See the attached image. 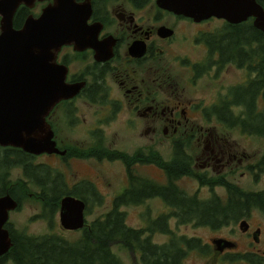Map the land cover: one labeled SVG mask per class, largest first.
Returning a JSON list of instances; mask_svg holds the SVG:
<instances>
[{"label":"trees","instance_id":"1","mask_svg":"<svg viewBox=\"0 0 264 264\" xmlns=\"http://www.w3.org/2000/svg\"><path fill=\"white\" fill-rule=\"evenodd\" d=\"M257 1L264 7V0ZM204 44L207 48L206 56L194 66L197 67L199 77L216 64L218 69L232 64L247 74L246 80L229 86L226 93H218L214 102L202 107L205 112L204 119L209 121V116L212 115L216 124L222 126V134L235 129L242 134L258 137L263 143L262 153L247 168L255 169L252 170L255 175L264 173V32L252 24L251 18L232 25L224 21L216 31L206 33ZM233 87L238 92V98L230 95ZM201 131L200 128L197 129V135L201 138L208 134ZM190 141L189 136H175L168 160L157 152L153 153L155 151L152 152V147L149 148L146 157L149 163L155 164L164 172L166 182L163 184L134 173L132 165L140 156V151L131 155L117 151L114 156L112 151L103 148L105 157L110 160L121 159L127 167V186L113 199L111 209L91 221H85L78 231L79 235L72 240L56 232L29 235L8 226L12 245L0 256V264L7 261L13 264H124L113 251L115 245L136 253V258L129 264H183L190 251H196L204 257H215L219 254L218 251L200 237L177 234L170 227L169 220L173 217L178 224L190 222L210 230H219L238 221L239 228L240 221L249 218L251 213L258 211L264 214V190L243 189L224 174H210L195 169L193 156L187 152ZM14 154L18 161L10 160L14 156L12 151L6 152L3 161L0 157V167L3 170V173L0 170V195L8 192L21 205V200L29 196L26 192L31 190L26 183L37 185L38 190L30 191V196L41 205L40 217L49 224L58 210L61 196L72 194L86 199L83 193L66 188L63 175L57 169L51 171L50 177L51 168L46 164L35 166L29 162L30 156L24 152H21V156ZM17 164L28 181L14 182L8 179L9 167ZM48 168L49 175L38 173L41 169ZM183 177L195 180L200 186L205 185L211 194L204 198L196 193L187 195L177 184ZM216 187L223 189L224 195L215 193ZM95 196L98 200L101 199L99 193H95ZM151 198L161 199L171 211L158 214L147 226L128 225L121 207L140 205ZM154 233L169 235V240L162 244L154 243L151 239ZM243 258L251 264H264V257L249 254V251L233 253L231 262Z\"/></svg>","mask_w":264,"mask_h":264},{"label":"flooded vegetation","instance_id":"2","mask_svg":"<svg viewBox=\"0 0 264 264\" xmlns=\"http://www.w3.org/2000/svg\"><path fill=\"white\" fill-rule=\"evenodd\" d=\"M53 2L54 0H23L14 12L13 28L18 30L27 19L39 17L43 9ZM72 2L80 16V29L75 33L78 39L68 40L54 50L53 60L64 67L65 81L68 84H80L81 87L74 95L56 102L46 116V122L53 133L55 147L63 153L32 154L18 147L0 145V157L3 161L6 152L12 151L14 156L10 159L14 161H18L14 153L21 156V152L29 155L30 159L46 157L45 159L56 162L58 159L65 165L76 160L93 163L117 161L125 170L126 184L121 187L123 192L127 186L126 164L121 159H108L103 155L102 149L112 151L114 156H116L115 152H124V150L111 146V143L106 145V125L116 120L121 122V130L132 131L138 125L137 119H141L144 133L152 135L159 133L161 136H166L169 132L172 135L197 134L196 113L200 107L205 115L204 109L199 101L185 100L181 94L175 93L169 84L171 72L165 76L166 78L162 77L165 75L162 69L165 70L166 65L163 57L170 53L175 64L184 65L188 73L183 78V83L192 85L199 77L197 67L194 68V66L203 61L206 53L202 58L192 59L187 50L188 46L196 48L200 44L207 50L204 44L206 30L203 25L211 23L212 20L223 19L211 17L198 22L160 6L157 0H72ZM81 20H84L82 29ZM215 69H218L217 64L200 76L211 75V71ZM82 98L93 107L90 123L84 122L81 114L77 113L75 103ZM193 113H195L194 117ZM77 125L83 127V140L72 142L60 138L63 136L59 135L73 130ZM150 147L154 149L152 145L138 146L134 152L140 151V156L132 167L135 163L137 165L153 164L149 163L146 157ZM217 154L213 149L210 151L202 149L197 157H193L194 168L209 173L212 167L211 162ZM199 157L200 161H198ZM222 157L216 160H225ZM241 160L232 154L229 161L226 160L223 164L226 167L227 162ZM46 165L51 168L50 177H52L53 169L59 171L56 166L48 163ZM15 166L18 164L12 167ZM0 170L3 173L1 167ZM62 170L68 178L67 171ZM210 174L215 173L210 172ZM64 183L69 191H77L84 184H89L94 189L91 191L93 194L99 193L96 190L95 181L87 177L77 178L73 182L68 178ZM7 193L4 192L0 196ZM65 195L72 194L63 196ZM14 199L18 202L16 198ZM83 201L86 203L85 216L89 202ZM19 207L18 202L15 209ZM8 224L9 218L5 225L7 229ZM248 230L242 233H247ZM256 230H259V233L261 231L259 227L252 230L250 233L252 239ZM259 233H257V239H259ZM224 239L234 242L228 238ZM233 248L224 249L227 251L223 259L227 263H234L231 262L233 254L228 252ZM256 256L264 257L258 253ZM245 258L237 261L251 264Z\"/></svg>","mask_w":264,"mask_h":264},{"label":"rangeland","instance_id":"3","mask_svg":"<svg viewBox=\"0 0 264 264\" xmlns=\"http://www.w3.org/2000/svg\"><path fill=\"white\" fill-rule=\"evenodd\" d=\"M223 23V20H212L211 23L204 24L203 27L206 30V33H210L220 28ZM188 48L189 49L187 50L189 51L192 59L202 58L206 52L200 44L197 45L196 48H190L189 46ZM54 50L55 49L51 50L52 53ZM170 55L171 54L169 53L166 57H163V61L166 65L165 70L162 69V72L165 74L162 77L166 78L165 76L169 75L171 72L169 76L171 81L169 84L170 87L174 89L175 93L181 94L182 98L185 100L199 101L202 107L214 102L218 93H226L229 86L239 84L246 80L245 76L247 74L243 69L237 68L232 64H227L221 66L220 69L211 71V75L206 74L198 77L192 85H184L183 78L187 76L188 71L184 68V65L180 66L175 64L172 56ZM231 89V97L238 98V92L235 90V87ZM75 104L77 107V113L79 115L81 114L84 122L90 123L92 121L91 111L93 110V107L86 103L83 98L78 99ZM192 116L194 117L195 113H193ZM137 122V127L132 131H127L125 129L121 130V122H116V120L106 125V145L111 143V146L122 149L130 155L138 149L139 145H152L154 146L152 152L155 151L153 153L157 152L158 155L162 156L165 160H168L172 153V141L175 136H189L191 141L187 152L193 157H197L202 149H208V151L213 149L214 153H218L217 158L223 156L222 158L225 159L219 161L213 159L212 162L210 161L212 164V167L210 168L211 173L218 174V171H220V174H224L226 178L234 181L243 189L264 190V173L255 175L252 173V170L255 169L247 168V165L249 166V164L254 163L262 153L263 143L258 137L242 134L235 129L226 131L225 134H222L220 132V130L223 129L222 126L220 124H216L215 118L212 115L209 116V121L204 119V115L200 107L196 113L195 124L197 126L195 125V127H198L197 129L200 128L203 132L208 133L207 135H203L202 138L195 133L172 135L169 132L166 136H161L159 133L152 135L151 133L148 134L143 132L141 119H137ZM59 136H63L60 138L68 139L72 142L81 141L84 137L83 127L77 125V127L75 126L73 130L66 131L64 134ZM232 154H235L237 157H242L241 163L230 161L229 163L227 162L228 167H225L223 162H226V160L229 161V157H232ZM45 158L46 157L30 159L29 162L33 165L48 163L52 166H56L59 169V172L62 173L65 182L68 178L71 182H73L77 178L82 177H87L95 181L96 190L99 192L101 197L100 200H98L95 194L91 192L92 190L89 184H84L77 190V192L83 193L89 202L85 212V221L87 222L107 212L112 207L113 199L121 193V187L126 184L125 170L122 164L117 161L93 163L76 160L72 161L69 165H65L58 159L56 162ZM197 163L199 164L201 162ZM235 163H237V165ZM62 169L67 171L68 178ZM133 171L136 175L150 178L157 183H165L166 180L164 172L153 164L137 165L135 163ZM39 172L43 175L45 173L49 175L47 169H41L38 173ZM75 173L76 175H74ZM57 178L59 179V177ZM8 179L14 182L16 180L28 181V178L24 175L20 166L9 167ZM26 184L30 185L31 192H36L39 188L31 182ZM177 184L180 189L186 192L187 195H194L196 193L199 197L204 198L211 194L209 188L205 187V185L200 186L198 182L189 177L181 178L177 181ZM30 191L26 192V195L29 196L21 200L22 203L20 207L10 212L8 226L29 235H41L56 232L69 240H72L79 235L78 231L80 229L64 230L61 228L58 211L55 212L50 224L45 219L41 218V205L31 198ZM214 192L219 195H224V190L220 187H216ZM121 210L125 212L127 224L132 227L147 226L149 225L150 220L156 218L158 214L164 211H171V209L164 205L159 198L148 199L140 205L122 206ZM246 220L249 225L247 233H242V231L238 228V221L219 230H210L207 227H198L193 223L178 224L175 222L173 217L169 220V225L177 234H182L186 237H200L202 241L208 243L212 249L215 248L211 245V238L223 237L231 239L235 242L236 246L232 250L228 251L232 254L249 251V254L256 255V253H258L264 256V214L255 211L251 213L250 217L246 218ZM256 227H259L261 230L258 242L253 241L250 235L252 230ZM151 239L154 243L162 244L169 240V235L154 233ZM113 251L122 259L124 264H129L137 256L135 252L132 253L130 251H126L117 245L114 246ZM226 251L227 250H224L223 252L218 251L219 254L215 257L214 255L204 257L197 254L196 251H190L183 264H247L239 261L234 263L225 262L223 257L226 255ZM262 263H264V261H262ZM5 264L13 263L11 261H7Z\"/></svg>","mask_w":264,"mask_h":264},{"label":"water","instance_id":"4","mask_svg":"<svg viewBox=\"0 0 264 264\" xmlns=\"http://www.w3.org/2000/svg\"><path fill=\"white\" fill-rule=\"evenodd\" d=\"M23 0H0V145L32 153H63L55 147L46 116L56 102L80 90V84L65 81V69L54 62L52 49L76 38L80 29L79 11L72 0H54L37 18H29L16 30L14 12ZM160 6L195 21L211 17L237 24L252 19L264 32V7L257 0H157ZM81 15V13H80ZM83 17H81L82 19ZM84 20H81V29ZM84 26V25H83ZM18 202L10 195L0 196V256L12 245L5 227L9 212ZM86 203L72 195L60 200L59 223L64 230H77L85 224ZM249 228L241 220L239 229ZM256 230L253 241L257 242ZM215 250L233 248L224 238H211Z\"/></svg>","mask_w":264,"mask_h":264},{"label":"bare ground","instance_id":"5","mask_svg":"<svg viewBox=\"0 0 264 264\" xmlns=\"http://www.w3.org/2000/svg\"><path fill=\"white\" fill-rule=\"evenodd\" d=\"M213 18V17H212ZM246 23V22H245ZM249 24V23H248ZM232 25V24H231ZM241 25V24H240ZM243 26V25H242ZM111 209V208H110ZM187 223V222H186ZM190 223V222H189ZM200 243V242H199Z\"/></svg>","mask_w":264,"mask_h":264}]
</instances>
